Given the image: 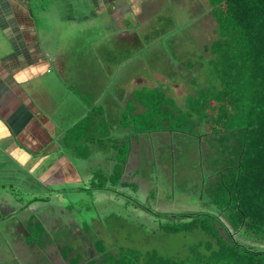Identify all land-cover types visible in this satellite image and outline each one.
Wrapping results in <instances>:
<instances>
[{"label": "crops", "instance_id": "1", "mask_svg": "<svg viewBox=\"0 0 264 264\" xmlns=\"http://www.w3.org/2000/svg\"><path fill=\"white\" fill-rule=\"evenodd\" d=\"M169 1L0 0V238L6 232L22 248L19 237L47 210L41 203L84 182L86 170L88 181L102 167L111 174L123 138L136 137L135 149L151 135L135 124L146 89L165 79L144 72L137 48L173 21ZM174 76L167 92L180 85Z\"/></svg>", "mask_w": 264, "mask_h": 264}, {"label": "rangeland", "instance_id": "2", "mask_svg": "<svg viewBox=\"0 0 264 264\" xmlns=\"http://www.w3.org/2000/svg\"><path fill=\"white\" fill-rule=\"evenodd\" d=\"M168 7L166 15L174 16L173 21L164 24L149 42L147 40L137 49L138 52L144 49L141 53L147 55L146 60L141 56L142 63L146 64L144 72L150 77L161 72L165 79L160 87L146 89V99L151 98V112L154 114L175 102L182 119L188 112V100H196L207 88L206 83L212 75L209 49L218 34L215 20L209 15V0H170ZM173 52L179 55L175 58L177 60L173 58ZM172 62L177 65L176 69L170 67ZM184 66L195 69L187 73ZM174 74H179L180 85L177 89H172L171 85L167 92L168 80L172 81L176 77ZM150 120L149 116L146 121ZM187 122L185 130L192 133L155 131L147 137L139 135L135 149L130 144L136 137L130 140L123 138L121 142L125 141L126 146L121 149L119 159L127 158L129 154L132 158L123 173L124 179L138 191L134 192L131 187L119 188L123 196H116L111 191H94L86 170L83 173L84 182L73 184L71 190L68 188L56 196L52 194L51 203L40 204L47 210L32 218L30 237H19L30 246L22 242V248L17 249L12 236L4 231V236L0 238V264H69L63 251L70 250L74 251L72 257L81 254V262H86L93 257L90 247L97 241L113 252L121 247L158 248L162 253L183 257L192 245L200 246L199 250L203 252L207 242L204 235L154 232L150 222L152 216L148 211L162 214L212 211V199L206 190L218 180L223 167L219 163L222 157L212 136L201 133L198 111ZM104 134L103 131L100 136ZM98 137L95 135V139ZM110 142L106 139L105 147ZM120 145L117 143V147ZM101 169L103 174H109L107 167ZM19 196L20 199L27 198L25 194ZM136 204L139 209H134ZM75 210L78 212L75 213ZM65 215L73 216L76 222ZM144 220L147 223L144 224ZM234 237L243 244L264 249V243L251 241L238 233H234Z\"/></svg>", "mask_w": 264, "mask_h": 264}, {"label": "trees", "instance_id": "3", "mask_svg": "<svg viewBox=\"0 0 264 264\" xmlns=\"http://www.w3.org/2000/svg\"><path fill=\"white\" fill-rule=\"evenodd\" d=\"M209 3L218 35L209 49L212 75L206 90L196 100H188V112L182 119L175 102L153 114L151 98L146 99V112L135 124L139 134L192 133L185 130L187 120L198 111L201 133L210 134L218 143L223 167L216 183L206 190L212 199L211 212L162 214L148 209L154 232L199 233L207 238L204 251L192 245L183 257L158 248L121 247L113 252L97 241L90 247L93 257L86 262H81V254L72 257L73 250L63 251L69 264H264V249L234 237L238 233L264 243V0ZM126 159H119L111 174L95 172L91 189L111 191L116 196H123L119 188L131 187L137 192V187L123 179L121 164ZM65 216L75 221L73 216Z\"/></svg>", "mask_w": 264, "mask_h": 264}]
</instances>
